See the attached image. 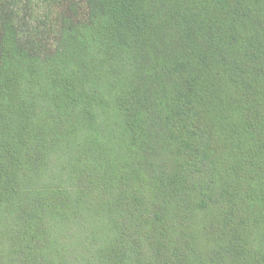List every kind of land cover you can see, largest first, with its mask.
<instances>
[{
  "label": "trees",
  "instance_id": "16d2710c",
  "mask_svg": "<svg viewBox=\"0 0 264 264\" xmlns=\"http://www.w3.org/2000/svg\"><path fill=\"white\" fill-rule=\"evenodd\" d=\"M57 7L0 15V264H264V0Z\"/></svg>",
  "mask_w": 264,
  "mask_h": 264
},
{
  "label": "rangeland",
  "instance_id": "374dc122",
  "mask_svg": "<svg viewBox=\"0 0 264 264\" xmlns=\"http://www.w3.org/2000/svg\"><path fill=\"white\" fill-rule=\"evenodd\" d=\"M57 5L58 0H0V15L13 14L23 33L47 45L56 35Z\"/></svg>",
  "mask_w": 264,
  "mask_h": 264
}]
</instances>
